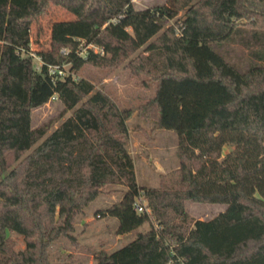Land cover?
<instances>
[{"label": "trees", "instance_id": "16d2710c", "mask_svg": "<svg viewBox=\"0 0 264 264\" xmlns=\"http://www.w3.org/2000/svg\"><path fill=\"white\" fill-rule=\"evenodd\" d=\"M50 3L73 18L51 23L48 48L35 52L44 64L76 72L136 53L125 66L154 90L135 116L177 135L178 165L156 187L135 181L126 147L133 109L91 92L84 78L34 69L29 28ZM233 46L244 63L230 59ZM53 95L60 114L31 127V110ZM113 185L125 189L97 216L115 218L116 234L148 228L93 264H264V0H166L144 9L131 0H0V264H49L50 244ZM138 196L147 212L133 210ZM184 201L225 208L192 219ZM7 230L22 236V251H13Z\"/></svg>", "mask_w": 264, "mask_h": 264}, {"label": "rangeland", "instance_id": "374dc122", "mask_svg": "<svg viewBox=\"0 0 264 264\" xmlns=\"http://www.w3.org/2000/svg\"><path fill=\"white\" fill-rule=\"evenodd\" d=\"M165 2L166 0H131L134 9L150 8L155 5L164 4ZM183 12L184 10L179 11L173 19L169 20L168 24L175 18H181ZM72 18L73 15L59 5L48 4L45 12L37 16L30 25L29 47L34 52L47 49L51 23ZM142 48L143 46L139 50ZM233 48L234 53L231 55L230 59L239 65L244 63L246 61L245 52L236 46H233ZM92 49L96 51V48L93 46ZM135 54L136 53L132 54L128 59L114 67L103 68L85 64L78 71L70 72L68 70V64H62V69L64 74L70 73L73 79L84 78L89 81L93 85V90L91 92L95 90L102 91L120 107H130L133 109L132 114L136 117L134 108L151 96L154 85L145 75L135 77L131 74L128 67L125 66L129 60L133 59ZM32 63L37 64V61L32 59ZM142 80L146 81L147 85H145ZM72 110L65 112L62 116L57 118L50 125L44 136L49 134L63 119L69 116ZM60 111L61 105L58 100L56 98H50L45 104L31 110V127H38L50 121L57 117ZM134 117L126 122L128 129L132 131L135 130L134 126L137 124L134 121ZM136 121H138L140 126L146 128V133L149 130V126H152L154 129V125L151 121L138 118H136ZM161 131L169 133L170 136H165L169 146L177 144L176 133L171 130L162 129ZM148 136L149 134H147V136H141L144 139V143L146 142L145 138ZM40 140H38L34 146L37 145ZM174 140H176V143ZM127 143L128 137L126 147ZM175 149L168 148L167 153H165L166 159L162 164V168L165 170L164 172L173 170L178 165ZM230 149L231 146H223L221 154L223 155ZM25 154L26 153L21 154L18 159L22 158ZM133 160L137 183L141 186H152L153 178H157L159 174L157 172L148 173V171H144V168H140L136 157H134ZM124 189L125 188L120 185L103 188L102 192L90 204L75 215L73 228L69 236H61L50 244L48 247L47 262L49 264H93L100 251L109 253L129 242L137 231H145L148 228L147 223H144L130 233L116 234L115 228L117 222L115 218L97 216V211L117 201ZM141 201L142 204H146L145 200L141 199ZM183 208L192 219H208L223 211L225 205L221 203H193L184 201ZM5 235L12 241V249L14 252L22 251L25 248V241L20 234L7 230Z\"/></svg>", "mask_w": 264, "mask_h": 264}, {"label": "crops", "instance_id": "0c3cea01", "mask_svg": "<svg viewBox=\"0 0 264 264\" xmlns=\"http://www.w3.org/2000/svg\"><path fill=\"white\" fill-rule=\"evenodd\" d=\"M134 117V114L130 115V118L126 120V122ZM137 117H134V121L137 123L134 126L135 130L128 129V143L127 148L130 153L133 161V171L135 176V181L138 186H141L137 183L135 170H134V157L138 161L140 168H144V171H148V173L157 172L159 175L165 173L162 168V164L165 162V153H167L168 148H176V145L169 146L167 143V138L165 136H170L169 133L161 131L162 129H153L152 126H149V130L146 133V128L139 125L138 121H136ZM149 124V123H148ZM128 128V127H127ZM149 136L144 143V139L141 136ZM142 138V139H141ZM177 140V139H176ZM176 140L175 143H176ZM173 141V142H174ZM176 168V167H175ZM157 178H153L152 186L147 185L148 187H155L157 185ZM200 219V218H199ZM140 232V231H138Z\"/></svg>", "mask_w": 264, "mask_h": 264}, {"label": "built area", "instance_id": "2783aa9c", "mask_svg": "<svg viewBox=\"0 0 264 264\" xmlns=\"http://www.w3.org/2000/svg\"><path fill=\"white\" fill-rule=\"evenodd\" d=\"M87 47H92V46L90 44H88ZM83 50L84 49L82 48L81 51L78 52V54L82 55ZM25 53L27 56H29L31 58V60L34 59L37 61V64L32 63L34 69H38L42 64H44L30 47ZM36 65H37V67H36ZM44 65L46 66L47 73L49 75L53 76L54 78L62 77L64 75L62 65H50V64H44ZM51 98L52 99L55 98V95H53ZM141 199H143V198L138 196L132 202L133 210L137 213L142 212V211H145V212L148 211V209L145 207V205L142 204Z\"/></svg>", "mask_w": 264, "mask_h": 264}]
</instances>
